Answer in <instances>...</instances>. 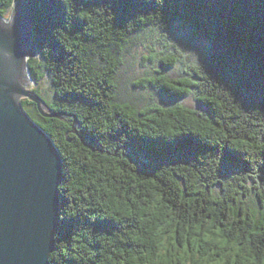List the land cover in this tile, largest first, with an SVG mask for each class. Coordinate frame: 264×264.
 <instances>
[{
    "label": "trees",
    "instance_id": "1",
    "mask_svg": "<svg viewBox=\"0 0 264 264\" xmlns=\"http://www.w3.org/2000/svg\"><path fill=\"white\" fill-rule=\"evenodd\" d=\"M29 3L27 75L60 115L21 102L62 160L49 263L262 264L264 0ZM138 46L158 98L143 106L120 90Z\"/></svg>",
    "mask_w": 264,
    "mask_h": 264
},
{
    "label": "water",
    "instance_id": "2",
    "mask_svg": "<svg viewBox=\"0 0 264 264\" xmlns=\"http://www.w3.org/2000/svg\"><path fill=\"white\" fill-rule=\"evenodd\" d=\"M9 21L0 17V264H50L58 226L60 152L22 108L26 98L48 118L29 89L27 59L38 52L29 0H14Z\"/></svg>",
    "mask_w": 264,
    "mask_h": 264
},
{
    "label": "rangeland",
    "instance_id": "3",
    "mask_svg": "<svg viewBox=\"0 0 264 264\" xmlns=\"http://www.w3.org/2000/svg\"><path fill=\"white\" fill-rule=\"evenodd\" d=\"M13 10L14 7L7 13V15H5L1 19L4 21H9ZM148 54L149 52L146 50V48H144L143 46H138L135 47L132 52L126 57L125 64L120 72L121 98L124 101H132L137 105L143 106L145 104L158 100V98L151 92L140 88L138 85L151 67L150 63H147V61L145 60ZM50 87V84L45 80L40 86L33 85L31 82L30 88H24V90L33 93L32 90L36 89L41 96H43L45 99H48ZM24 100L28 99H19L20 102ZM185 104L192 109L199 108L198 105L191 99L187 100ZM30 110L33 111V108H30Z\"/></svg>",
    "mask_w": 264,
    "mask_h": 264
},
{
    "label": "snow or ice",
    "instance_id": "4",
    "mask_svg": "<svg viewBox=\"0 0 264 264\" xmlns=\"http://www.w3.org/2000/svg\"><path fill=\"white\" fill-rule=\"evenodd\" d=\"M58 218L61 220L63 219V217H59V216H58ZM221 235H222V233H217L216 237L205 236L204 239L207 240L211 244L217 245L221 249L230 247L231 245L226 240L220 239ZM259 235L264 236V232L259 233ZM193 247H195V244L193 245ZM253 264H255V262H253ZM262 264H264V262H262Z\"/></svg>",
    "mask_w": 264,
    "mask_h": 264
}]
</instances>
